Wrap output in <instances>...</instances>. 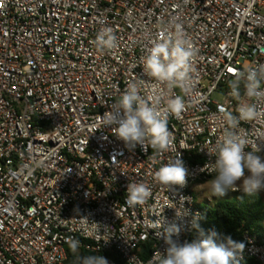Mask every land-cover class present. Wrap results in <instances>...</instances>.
Wrapping results in <instances>:
<instances>
[{
  "label": "built area",
  "instance_id": "built-area-1",
  "mask_svg": "<svg viewBox=\"0 0 264 264\" xmlns=\"http://www.w3.org/2000/svg\"><path fill=\"white\" fill-rule=\"evenodd\" d=\"M177 24L195 54L186 85L170 87L143 65ZM102 29L115 35L112 49L97 46ZM249 68H264V0H0V264H68V237L109 264L113 255L148 264L166 248L158 220L179 228L172 238L180 243L197 239L203 210L193 187L215 177L201 169L214 159L220 110L238 115L241 101L255 103L261 115L241 122L240 133L264 148V85L251 100L230 89ZM132 82L161 106L183 98L184 110L168 117V151L130 150L103 128L101 117ZM178 156L187 183L169 191L155 172ZM131 182L150 187L146 203L125 202ZM242 236L240 264H264V237Z\"/></svg>",
  "mask_w": 264,
  "mask_h": 264
},
{
  "label": "clouds",
  "instance_id": "clouds-1",
  "mask_svg": "<svg viewBox=\"0 0 264 264\" xmlns=\"http://www.w3.org/2000/svg\"><path fill=\"white\" fill-rule=\"evenodd\" d=\"M116 37L110 29H102L96 43L102 49L115 47ZM194 51L188 46V39L179 24L175 34L155 43L145 57L143 70L147 76L170 87H183L188 80L190 60ZM264 85V68L242 70L230 82L232 95L240 100L243 95L249 100L261 94ZM185 108L184 100L177 95L162 105L159 101L149 102L142 94V88L136 83H129L125 91L101 117L103 128L111 127L114 135L122 140L127 148H151L157 154L168 151L174 144V137L168 128V117L179 115ZM222 134L211 151V159L201 171L214 173L215 177L207 184L211 195L223 196L226 192L237 189V182L244 193L255 195L264 190V148L250 144L246 135H241V122L255 121L260 112L255 103L241 101L237 108L238 115L221 109ZM210 168V170H208ZM188 169L178 156L163 164L155 172V181L173 190L174 186L184 187L187 183ZM152 192L144 183H130L127 187L125 202L129 206L142 205L151 197ZM87 220V217H81ZM159 237L163 238L166 248L154 254L148 264H240L245 245L226 237L220 240L212 231L204 234L199 225H194L200 235L191 242L180 243L172 237L179 233L175 225L164 227L161 221H153ZM69 246L77 264H109L101 255H83L80 253L81 242L68 237ZM143 264V262H140Z\"/></svg>",
  "mask_w": 264,
  "mask_h": 264
},
{
  "label": "trees",
  "instance_id": "trees-1",
  "mask_svg": "<svg viewBox=\"0 0 264 264\" xmlns=\"http://www.w3.org/2000/svg\"><path fill=\"white\" fill-rule=\"evenodd\" d=\"M203 215L198 222L199 230L204 234L215 231L220 240L231 237L237 242L243 241L245 229L254 230L264 237V198L260 192L248 195L243 190L236 191L231 198L217 201L213 206L200 205ZM196 228L194 238L199 237L200 232ZM152 252V244L147 243L141 251V257L148 259ZM83 255L91 253L80 250ZM68 264H77L72 252L68 248ZM116 264H126L120 257L113 255ZM241 264H260L253 258H246Z\"/></svg>",
  "mask_w": 264,
  "mask_h": 264
},
{
  "label": "rangeland",
  "instance_id": "rangeland-1",
  "mask_svg": "<svg viewBox=\"0 0 264 264\" xmlns=\"http://www.w3.org/2000/svg\"><path fill=\"white\" fill-rule=\"evenodd\" d=\"M209 181L198 183L193 187L194 193L196 195V198L199 204L213 206L217 201L223 200L226 198H231L235 194L236 191L242 190V188L240 187V184L242 183V181H238L236 190L229 189L226 192V194L223 196H214V195H211V192L209 190V185L207 184Z\"/></svg>",
  "mask_w": 264,
  "mask_h": 264
}]
</instances>
